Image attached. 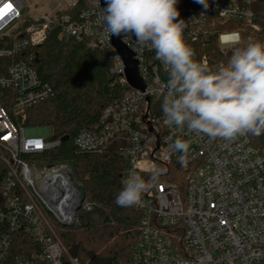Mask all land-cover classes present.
<instances>
[{"label": "built area", "instance_id": "built-area-1", "mask_svg": "<svg viewBox=\"0 0 264 264\" xmlns=\"http://www.w3.org/2000/svg\"><path fill=\"white\" fill-rule=\"evenodd\" d=\"M78 1L45 0L31 11L27 0H0V56L12 57L0 75V160L7 167L0 204V264H79L56 228L59 220H75L78 188L73 172L64 164L39 166V158H25L55 148L60 140H50L51 131L16 125L9 113H23L54 94L30 64L33 56L20 57L42 44L53 29L60 37L87 40L91 48L108 51L112 72L127 86L124 95L105 108L98 129L79 131L74 144L80 150L100 151L116 141L124 143L125 179L131 171L148 179L159 170L155 185L143 194L140 205L133 206L141 212V221L130 257L113 264H264V148L252 143L251 134L223 140L165 125L158 89L168 75L155 51L138 46L134 37L118 39L137 61L138 77L145 85L131 86L115 35H106L98 21L102 1L87 0L80 9ZM255 1L206 0L207 6L201 3L187 18L185 41L195 50L215 18L241 21L260 31ZM243 30L220 32L218 41L232 32L243 39ZM230 55L231 49L219 43L218 50L195 58L214 66L226 63ZM178 137L190 142L186 165L171 149ZM92 206L86 199L81 208L88 211ZM20 230L38 249L11 256L13 234Z\"/></svg>", "mask_w": 264, "mask_h": 264}, {"label": "trees", "instance_id": "trees-1", "mask_svg": "<svg viewBox=\"0 0 264 264\" xmlns=\"http://www.w3.org/2000/svg\"><path fill=\"white\" fill-rule=\"evenodd\" d=\"M86 1L79 0L77 7H85ZM253 9L260 31H252L241 21L215 18V23H208L207 32L195 44L196 57L218 50L219 33L225 30L243 27L244 41L248 38L262 41L264 0L255 1ZM25 54L33 56L30 64L40 78L53 87L54 94L23 113H9L16 125L49 127V139L60 140L55 148L35 156L26 154L25 158L36 157L48 165L70 166L85 189L87 201L93 205L91 210H78L74 225H57V233L69 255L77 258L79 264H113L127 260L140 233L141 212L115 202L125 180L127 163L122 155L125 144L116 141L100 151L80 150L74 144L79 131L98 129L105 108L121 98L127 86L112 72L113 62L108 51L91 48L87 40L60 37L57 29L50 30L42 44L28 49L20 57ZM11 59V56H0V75L6 72ZM251 138L256 147L264 148V133L251 135ZM6 172L7 167L0 160V204ZM31 248L37 250L38 246L26 231L13 234L11 256L27 254Z\"/></svg>", "mask_w": 264, "mask_h": 264}, {"label": "clouds", "instance_id": "clouds-1", "mask_svg": "<svg viewBox=\"0 0 264 264\" xmlns=\"http://www.w3.org/2000/svg\"><path fill=\"white\" fill-rule=\"evenodd\" d=\"M198 2L207 6L206 0ZM178 0H105L98 21L106 35L134 37L138 46L155 51L168 75L158 91L163 96L164 124L210 138L231 140L264 133V41L238 32L221 35L219 43L231 49L226 63L210 66L199 61L185 41L186 22ZM178 162L186 165L190 142L176 138L171 145ZM159 170L150 177L131 171L115 202L121 207L142 203Z\"/></svg>", "mask_w": 264, "mask_h": 264}, {"label": "water", "instance_id": "water-1", "mask_svg": "<svg viewBox=\"0 0 264 264\" xmlns=\"http://www.w3.org/2000/svg\"><path fill=\"white\" fill-rule=\"evenodd\" d=\"M103 7H105V0H101ZM201 3L198 2V0H178L177 8L180 11V17L178 19H183L185 22L190 14H192L195 10H197L200 7ZM124 37V36H121ZM121 37L114 36V45L119 50L120 54L122 55L126 65H127V79L131 86L135 88H141L143 89L145 85L143 82L139 79L138 73H137V61L133 59L132 54L130 51H128L124 46L118 43V39ZM71 178L73 180V184L75 187L78 188V199L74 206L75 213L78 212V210L81 209L83 202L86 200V193L83 185L75 179L73 175H71ZM75 220H59V224L63 227H70L74 225Z\"/></svg>", "mask_w": 264, "mask_h": 264}, {"label": "rangeland", "instance_id": "rangeland-1", "mask_svg": "<svg viewBox=\"0 0 264 264\" xmlns=\"http://www.w3.org/2000/svg\"><path fill=\"white\" fill-rule=\"evenodd\" d=\"M27 2H28V4H29V8L31 9V11H36V10H38V8H41L43 5H44V3L43 2H45V0H27ZM43 4V5H42ZM50 6H48V8H49ZM51 8H52V5H51ZM29 131H35V132H39V133H44V132H49V131H51L50 130V128L49 127H35V128H29L28 129ZM28 161H35V159H28ZM37 164L39 165V166H43V165H46V166H48V164H46V163H42L40 160L39 161H37ZM59 165H61V164H59ZM65 166H67L68 168H70V166H68V165H66V164H64ZM72 171V170H71ZM75 177V176H74ZM76 221H77V213H76V216H75V223H76ZM74 223V224H75Z\"/></svg>", "mask_w": 264, "mask_h": 264}, {"label": "bare ground", "instance_id": "bare-ground-1", "mask_svg": "<svg viewBox=\"0 0 264 264\" xmlns=\"http://www.w3.org/2000/svg\"><path fill=\"white\" fill-rule=\"evenodd\" d=\"M65 184H66V182H64V183L61 184L63 186V188H62L63 189V192L65 191V189H67V185H65ZM67 210H69V204H68Z\"/></svg>", "mask_w": 264, "mask_h": 264}]
</instances>
